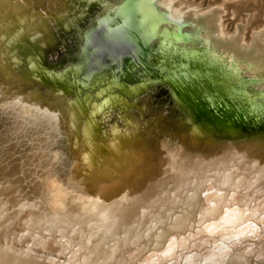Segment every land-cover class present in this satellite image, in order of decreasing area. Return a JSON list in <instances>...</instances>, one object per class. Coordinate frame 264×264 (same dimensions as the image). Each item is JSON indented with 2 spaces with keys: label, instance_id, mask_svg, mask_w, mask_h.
Wrapping results in <instances>:
<instances>
[{
  "label": "bare ground",
  "instance_id": "1",
  "mask_svg": "<svg viewBox=\"0 0 264 264\" xmlns=\"http://www.w3.org/2000/svg\"><path fill=\"white\" fill-rule=\"evenodd\" d=\"M2 1L0 43L12 60L42 42L51 62L66 54L45 21L34 18L28 29L26 6ZM154 4L175 21L184 18L180 9L211 10L190 0ZM224 18L218 30L230 36ZM6 94L0 95V264H264V151L254 143L264 141V130L228 143L217 132L164 125L168 108L142 99L141 113L126 106L116 123L101 118L85 135V114L76 119L66 110L68 99L39 89L34 97L45 103L35 108Z\"/></svg>",
  "mask_w": 264,
  "mask_h": 264
},
{
  "label": "water",
  "instance_id": "2",
  "mask_svg": "<svg viewBox=\"0 0 264 264\" xmlns=\"http://www.w3.org/2000/svg\"><path fill=\"white\" fill-rule=\"evenodd\" d=\"M156 1L121 0L112 4L109 0H43L41 4L40 0H10L13 4L26 6L22 15L29 24L28 29L35 23L34 18L45 21V27L54 37V46L60 43L68 51L58 61L51 62L50 49L42 42L33 53L18 55L16 62L10 57L11 51L8 52L1 42L0 95L5 92L15 102L19 97V100L27 99L31 106H35V102L45 103L40 97H34L36 90L41 89L50 97L58 94L72 103L66 106V110L76 115V119L80 121L85 114L88 129L84 134L89 135L91 123L94 125L101 118L108 124L116 123V114L119 116V109L126 110V106L129 112L141 113L145 105L139 99L146 97L140 94L148 92L152 86L167 87L170 100L154 106L172 107L168 109L169 116L161 120L164 125L172 121L198 135L217 132L220 135L216 136L227 142L235 136L246 138L262 132L264 92L246 87L264 80L241 81L238 78L239 81L233 82L230 70H212L210 67L217 64L211 63L209 67L193 45L179 47L194 42L184 33V20H173L166 9L154 4ZM48 3L54 4L53 8H46ZM93 15L95 18L91 19ZM86 19L90 20L86 24L87 30L82 23ZM76 25L83 29L76 30ZM69 38L74 40L72 44H69ZM76 40L80 47H75ZM70 56L73 57L70 59ZM7 57H10L9 61ZM129 66L132 71L126 86L103 90L105 94L121 96V99L97 112L95 107L103 103L99 91L104 86L99 76L109 71L114 74L125 72L126 75ZM11 71L16 72L14 81ZM21 71L24 76L28 74L27 81H20L17 73L22 74ZM92 92L98 103L91 102ZM130 97L132 102H129ZM48 104L54 105L52 102ZM176 112L179 115H175Z\"/></svg>",
  "mask_w": 264,
  "mask_h": 264
},
{
  "label": "rangeland",
  "instance_id": "3",
  "mask_svg": "<svg viewBox=\"0 0 264 264\" xmlns=\"http://www.w3.org/2000/svg\"><path fill=\"white\" fill-rule=\"evenodd\" d=\"M190 1H195V4L200 3L204 8L208 7L211 9L197 15L193 14V12H186L180 9V12L184 16V23L186 24L183 29L184 33L194 39L195 43H193V46L198 50L200 58L204 59L209 67L211 63H216L217 65L210 67L212 70L216 71L218 68H224L225 72L230 70L232 73V78L230 79L233 82L239 81L238 78H241V81L264 80V0ZM222 3L226 6L225 11L219 6ZM178 5L179 3L176 1L174 7L179 8ZM222 16H225L224 21L230 32V36H221L219 33L218 23ZM252 30L254 31L252 32ZM131 71L132 67L129 66L128 70H126V75L125 72L123 74H114L109 71L99 76V81L104 85L101 91H99V99L103 102L98 105L99 107L102 104L105 106L121 99V96L105 94L104 92L106 91L103 90L117 85L126 86ZM166 88L152 86L148 89L150 94L144 91L140 96H145V99L150 103H154V107L158 103L162 102L163 104V101L170 100V95L168 96V91L166 93ZM246 88L248 90L264 92V82L256 85L248 84ZM94 92L91 93V96H93L91 102L98 103L99 101L95 99ZM139 100L141 101L142 99ZM129 102H132V97L129 98ZM169 107L172 109L171 106H167L168 109ZM121 115H125V112L121 111L119 116ZM175 115H179L178 112ZM260 142L262 143L260 144ZM254 143L260 144L259 150L264 151V141L255 139Z\"/></svg>",
  "mask_w": 264,
  "mask_h": 264
},
{
  "label": "flooded vegetation",
  "instance_id": "4",
  "mask_svg": "<svg viewBox=\"0 0 264 264\" xmlns=\"http://www.w3.org/2000/svg\"><path fill=\"white\" fill-rule=\"evenodd\" d=\"M193 41H194V39H192ZM192 43H195V42H190V43H188L187 45H178L179 47H184V46H191V45H194V44H192ZM193 48H194V46H193Z\"/></svg>",
  "mask_w": 264,
  "mask_h": 264
}]
</instances>
